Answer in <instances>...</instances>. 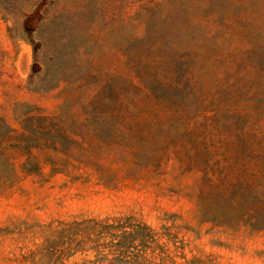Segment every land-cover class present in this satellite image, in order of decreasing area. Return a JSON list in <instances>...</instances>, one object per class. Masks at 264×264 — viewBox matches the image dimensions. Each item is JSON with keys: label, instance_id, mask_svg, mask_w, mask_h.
<instances>
[{"label": "rangeland", "instance_id": "rangeland-1", "mask_svg": "<svg viewBox=\"0 0 264 264\" xmlns=\"http://www.w3.org/2000/svg\"><path fill=\"white\" fill-rule=\"evenodd\" d=\"M229 8L254 18L253 29L264 28V0H0V116L19 129L27 113L61 112L66 69L77 79L89 60L120 85L129 73L127 46L152 28L196 37L208 55L194 68L212 83L224 71L212 44L238 50L254 37L229 35L222 24ZM69 34L68 50L81 51L67 59ZM38 156L43 162L48 155ZM26 160L0 151V264H264V229L202 219V174L174 159L159 172L119 173L111 183L76 161L56 159V170L43 163L29 173ZM91 219L117 225L115 235L101 238L104 255L91 243L70 248L87 240L80 229ZM119 245L136 246L141 256L119 257Z\"/></svg>", "mask_w": 264, "mask_h": 264}, {"label": "trees", "instance_id": "trees-1", "mask_svg": "<svg viewBox=\"0 0 264 264\" xmlns=\"http://www.w3.org/2000/svg\"><path fill=\"white\" fill-rule=\"evenodd\" d=\"M229 9L222 16L229 35L254 37L238 50L212 44V56L224 66L217 80L202 81L194 68L197 58L208 55L196 37L152 28L127 46L129 73L120 85L114 77L103 78L89 60L77 79L74 69H66L61 112L27 113L19 129L0 116V151L26 156L29 173L41 172L43 163L56 170V159L76 161L105 183L119 173L136 178L159 172L174 159L184 171L202 174V219L264 229V28L253 29L255 19L247 12ZM67 36L68 59L81 49L68 50ZM36 152L48 155L45 161ZM89 221L80 229L87 240L70 248L86 250L91 243L89 248L104 255L101 238L115 235L117 225ZM119 246L113 251L119 257L141 256L131 250L136 246Z\"/></svg>", "mask_w": 264, "mask_h": 264}]
</instances>
